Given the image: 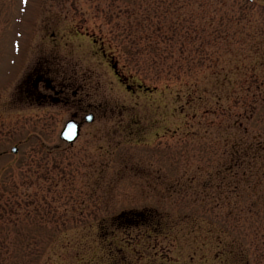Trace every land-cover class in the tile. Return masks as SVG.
Instances as JSON below:
<instances>
[{"label":"rangeland","instance_id":"obj_1","mask_svg":"<svg viewBox=\"0 0 264 264\" xmlns=\"http://www.w3.org/2000/svg\"><path fill=\"white\" fill-rule=\"evenodd\" d=\"M142 20L166 46L195 40L196 60L159 71L148 63L165 50L133 57ZM91 37L154 91L121 86ZM47 67L95 115L73 146L58 136L74 106L26 98ZM56 146L66 170L38 155L50 176L34 173L36 150ZM260 196L264 0H0V264H264Z\"/></svg>","mask_w":264,"mask_h":264},{"label":"flooded vegetation","instance_id":"obj_2","mask_svg":"<svg viewBox=\"0 0 264 264\" xmlns=\"http://www.w3.org/2000/svg\"><path fill=\"white\" fill-rule=\"evenodd\" d=\"M42 7H44V5H42ZM79 35L83 36L81 34H79ZM85 36H87V35H85ZM91 38L93 39L92 41L95 44V46L98 44L100 45L99 50H100L102 57L105 59V61L108 63V65L112 69L113 74L115 75V77L117 78V80L121 86H124L126 88V90H128L129 92H131V90H133V91L144 90L146 92H149L151 90L154 91V89L150 88L149 86H146L143 83L135 84L134 86H132L131 85V77L126 76L125 73L122 71V70H125L126 68H123L124 66H122V67L120 66V63L118 62L115 55L109 54L107 52V50L105 49L104 44H100L99 41L94 39L93 37H91ZM126 62L129 63L128 61H126ZM18 72H17V74H18ZM41 73H43V74H41ZM49 73H51V68L47 67V68H45L44 71L36 73L34 75V78H31V77L29 78V84H32V91H30L28 89L29 88V86H28L27 90L25 91L26 98L29 101L36 100L38 102L37 103L38 105H43L46 103L49 104V101H50V102L55 103L56 105H62V106L69 108V109H71V106H74V109H75L74 112H72L70 114V118L66 121V123L64 124V126H63V128L60 131V134L58 136L60 143H63V144L68 145V146H73L81 138L85 125L87 123L91 124V123L95 122V115L92 112H89L88 110H86L84 107H82L83 106L82 100H78L77 102L73 103V101H71V99L68 98V92L72 88V85L70 83H69V85L61 84L60 87H57L54 84L55 80L49 78V76L46 75ZM43 85H44V87H42V88L46 89L47 91L51 92L52 94L47 95V94H43L42 92H40V87ZM77 94H78L77 92H74L75 97L77 96ZM88 115H91L93 117L91 122L86 121V117ZM69 121H74L77 124H79V126H80V135L77 138V140L73 143H68L65 140H63V138H62V133L66 127V124ZM39 122H42L41 118L39 119ZM54 127H55V125H54ZM36 143L43 144V142H41L40 139L36 140ZM60 152H63V149L60 146H56L51 150H47V152L44 150V147H41L40 150H36L35 155L37 156V164H36V169L34 170V173H37V174L39 172L44 173V169H47V174L50 176V169L51 168L48 165H45L44 162H43V164L40 163V159H39L38 155L46 156V158H47L46 164L51 163V161L49 160L51 158V160L53 161V165L56 167L51 172H59V171L63 172V171H65L66 167L61 168V166L59 165V161H57V156L59 155ZM11 153L13 156H18L19 147H13L11 149ZM42 161H44V160L42 159ZM5 181L8 182L9 181L8 178H5ZM9 184H7V185H9ZM113 218H114V216H113Z\"/></svg>","mask_w":264,"mask_h":264},{"label":"trees","instance_id":"obj_3","mask_svg":"<svg viewBox=\"0 0 264 264\" xmlns=\"http://www.w3.org/2000/svg\"><path fill=\"white\" fill-rule=\"evenodd\" d=\"M234 19L235 18H231L229 21H232L234 22ZM138 28L136 32H138V34H140L139 37V44H136L134 46V52L132 53V56L134 57H137L138 59L139 58H143L145 57L146 55H149V52L153 51V50H159L161 52V50H165L166 53H169L170 55L168 56V62H160V61H154L152 60V62L148 63L150 64L152 67L156 68V69H159V71H163L164 69H172V68H175V65L176 67L179 65V68H183L190 60H196V59H193L195 57H193L192 59H190L191 55L189 54H186L185 56V53L183 52V49L185 46H188V43L187 42H191L193 43L194 46H197L196 45V42L195 40H190V41H182V42H179V41H176L175 39H172V43L170 46H166V44L162 41L159 40V37L157 36H154L153 34H151L152 32H156L154 29H156V24L155 23H152V22H149V21H143L140 22V24L136 27ZM154 28V29H153ZM175 30V29H174ZM179 33H180V30H179ZM177 32H174L175 35L179 34ZM137 34V35H138ZM218 38H222V35H217L214 37V39H218ZM177 42V43H176ZM143 47V48H142ZM166 48V49H165ZM180 53V54H177V53ZM150 57L152 58H155L153 57L151 54H150ZM139 63V62H138ZM138 63H136L138 65ZM205 65V63L203 64V66ZM200 75V74H199ZM158 79H160V77H157ZM252 108V107H251ZM254 112V111H253ZM254 114L251 113L250 111V117H252ZM250 142H239V145L241 147H243V145H246L244 148V153L247 152V147L249 146ZM257 147L259 148V144L257 143ZM253 152V151H251ZM235 163H239L243 158L240 157V156H235ZM244 177L248 178L249 174L246 172L244 175ZM258 182L255 183L254 185H251L249 186L250 187V190L248 191V187L245 189L244 191V194L247 195V192H251L252 193V196L255 198L254 200H252V202H250L249 205H247L249 207V209L247 210V212H252L254 211V207H256V203L254 202L256 200V197L258 198V187L260 186V180L258 178L257 180ZM239 198H241V200H243L245 198L244 195H239ZM261 199L263 200H257V205L258 206H263L264 204V196H260ZM240 211L241 210H238L236 208L233 207L232 205V201L229 202V207H228V210H227V216L228 218H235L238 219L239 218V215H240ZM119 219L118 217H114L112 220H117ZM131 220V219H130ZM258 223H262L261 224V228L263 229V220L259 219V217H257L254 221H253V224L252 222H250V225L249 226H253V227H256ZM229 226L227 227H230L231 229H233V231L235 230V226L237 224H234L233 223H228ZM131 225V224H130ZM237 230H241V229H236L235 231ZM243 231V230H242ZM246 234V239H247V242L250 240V237L252 235H255V237L257 236V232H253V228L251 230V232L249 234L245 233ZM257 238V237H256ZM245 243V242H244ZM254 243L256 244V241L254 240Z\"/></svg>","mask_w":264,"mask_h":264},{"label":"water","instance_id":"obj_4","mask_svg":"<svg viewBox=\"0 0 264 264\" xmlns=\"http://www.w3.org/2000/svg\"><path fill=\"white\" fill-rule=\"evenodd\" d=\"M92 118L93 117L91 115H88L86 117V121L87 122H91ZM79 135H80V126H79V124H77L74 121H69L66 124V127H65V129H64V131L62 133V138H63V140H65L68 143H73V142H75L77 140Z\"/></svg>","mask_w":264,"mask_h":264},{"label":"snow or ice","instance_id":"obj_5","mask_svg":"<svg viewBox=\"0 0 264 264\" xmlns=\"http://www.w3.org/2000/svg\"><path fill=\"white\" fill-rule=\"evenodd\" d=\"M25 3H27V0H24Z\"/></svg>","mask_w":264,"mask_h":264}]
</instances>
